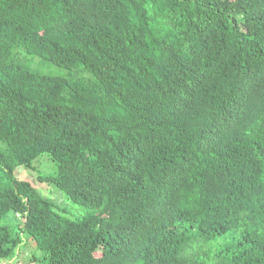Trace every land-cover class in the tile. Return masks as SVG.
Instances as JSON below:
<instances>
[{"label": "trees", "instance_id": "16d2710c", "mask_svg": "<svg viewBox=\"0 0 264 264\" xmlns=\"http://www.w3.org/2000/svg\"><path fill=\"white\" fill-rule=\"evenodd\" d=\"M24 246L264 264V0H0V264Z\"/></svg>", "mask_w": 264, "mask_h": 264}, {"label": "rangeland", "instance_id": "374dc122", "mask_svg": "<svg viewBox=\"0 0 264 264\" xmlns=\"http://www.w3.org/2000/svg\"><path fill=\"white\" fill-rule=\"evenodd\" d=\"M37 161H41V163L39 164V166L35 170L36 174H38V175L39 174L40 175L51 174L53 172L54 164L51 162V160L47 156L43 155ZM20 169L24 170L22 168H20ZM25 171L23 172V174L26 173ZM32 173H33V176H31V177L35 181V183H37L36 175L34 174V172H32ZM37 185H38V183H37ZM39 189L41 190V192L44 195H49L51 193L50 191H48L47 187H45V186H39ZM56 192L59 193L58 191H56ZM60 195L63 199V202H65V204H67V205H70V203L68 201H65L64 196L62 194H60ZM51 196L53 197V195H51ZM76 209L78 210V207ZM80 212H81V210H80ZM34 255L36 256V259H38L41 256V254L32 247H29V246L20 247L17 249L16 256L13 259H11L7 264H39L37 260L33 261Z\"/></svg>", "mask_w": 264, "mask_h": 264}]
</instances>
